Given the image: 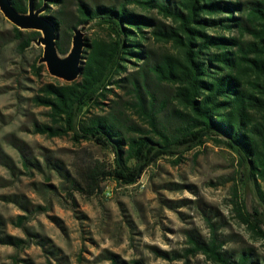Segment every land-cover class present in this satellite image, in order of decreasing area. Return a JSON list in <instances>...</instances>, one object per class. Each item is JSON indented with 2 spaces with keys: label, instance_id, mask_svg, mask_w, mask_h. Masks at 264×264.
Returning <instances> with one entry per match:
<instances>
[{
  "label": "trees",
  "instance_id": "obj_1",
  "mask_svg": "<svg viewBox=\"0 0 264 264\" xmlns=\"http://www.w3.org/2000/svg\"><path fill=\"white\" fill-rule=\"evenodd\" d=\"M231 1L33 0L35 10L46 8L40 16L57 32L60 56L70 51L77 28L92 24L106 32L86 41L83 72L75 82L55 79L32 98L48 119L34 125L35 134L70 137L113 155L112 166L93 161L76 171L70 178L76 191L93 196L106 180L133 185L161 157L180 160L211 141L235 156L241 182L254 185L261 211L248 213L237 200L234 207L252 235L264 240L259 185L264 182V0ZM10 2L27 13L29 0ZM12 32L20 52L40 37L16 27ZM153 43L171 51L158 53ZM110 96L115 99L106 103ZM22 165L30 164L23 158ZM210 227L211 239H192L190 254L202 253L215 264H264L250 252L223 250L217 229ZM0 243L21 247L24 242L0 237Z\"/></svg>",
  "mask_w": 264,
  "mask_h": 264
},
{
  "label": "rangeland",
  "instance_id": "obj_2",
  "mask_svg": "<svg viewBox=\"0 0 264 264\" xmlns=\"http://www.w3.org/2000/svg\"><path fill=\"white\" fill-rule=\"evenodd\" d=\"M245 1L250 0L231 2ZM13 27L0 12V237L24 243H0V264H111L112 257L124 264H215L187 251L192 239H211V224L226 252L264 258V240L252 235L234 207L237 200L248 213L261 211L255 187L241 182L235 156L211 141L180 160L161 157L133 185L106 180L93 196L76 191L70 183L76 171L93 161L112 166L113 155L70 137L34 133V125L48 119L32 98L56 78L45 65L34 72L43 47L34 42L20 52ZM82 32L86 41L106 33L92 24ZM152 49L171 51L164 43H153ZM259 185L264 192V182ZM107 189L110 197L104 196Z\"/></svg>",
  "mask_w": 264,
  "mask_h": 264
},
{
  "label": "water",
  "instance_id": "obj_3",
  "mask_svg": "<svg viewBox=\"0 0 264 264\" xmlns=\"http://www.w3.org/2000/svg\"><path fill=\"white\" fill-rule=\"evenodd\" d=\"M45 10V7L35 10L33 0H29L27 13L21 14L14 9L10 0H0V12L14 27L42 34L36 44L43 47L40 62L46 66L48 73L64 82H75L82 75L85 63L83 52L87 45L82 32L84 26L81 30H74L70 51L65 57H60L56 46L57 32L40 16Z\"/></svg>",
  "mask_w": 264,
  "mask_h": 264
},
{
  "label": "built area",
  "instance_id": "obj_4",
  "mask_svg": "<svg viewBox=\"0 0 264 264\" xmlns=\"http://www.w3.org/2000/svg\"><path fill=\"white\" fill-rule=\"evenodd\" d=\"M112 195V190H106L105 193H104V196L105 197H110Z\"/></svg>",
  "mask_w": 264,
  "mask_h": 264
}]
</instances>
